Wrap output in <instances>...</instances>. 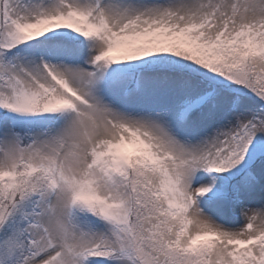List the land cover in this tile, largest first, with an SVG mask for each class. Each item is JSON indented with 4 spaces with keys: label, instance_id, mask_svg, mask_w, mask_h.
<instances>
[{
    "label": "snow or ice",
    "instance_id": "6c2138e0",
    "mask_svg": "<svg viewBox=\"0 0 264 264\" xmlns=\"http://www.w3.org/2000/svg\"><path fill=\"white\" fill-rule=\"evenodd\" d=\"M0 264H264V0H0Z\"/></svg>",
    "mask_w": 264,
    "mask_h": 264
}]
</instances>
